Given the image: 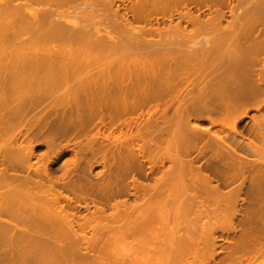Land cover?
Wrapping results in <instances>:
<instances>
[{"label":"rangeland","instance_id":"rangeland-1","mask_svg":"<svg viewBox=\"0 0 264 264\" xmlns=\"http://www.w3.org/2000/svg\"><path fill=\"white\" fill-rule=\"evenodd\" d=\"M1 9L23 18L13 20L12 28L0 35L1 48L26 50L23 78L48 59L44 22L51 31L53 24L73 30L95 23L100 29L88 34L117 42L109 49L95 46L94 57L76 59L83 66L75 71L78 77L86 75L82 80L92 85L76 98L60 99L63 91H35L17 99L0 96V177L51 173L64 200L79 199L78 208L66 209L79 220L75 224L97 216L100 208L108 217L98 218L101 225L121 224L118 217L112 218L113 207L124 201L132 206L143 203L135 200V192L158 191L168 200L198 192L202 198L189 214L182 212V200L158 205L171 207L169 220L180 224L181 234L185 226L191 227L188 242L195 250L182 264H264V255L253 251L264 245V187L254 189L251 175L241 173L239 166L264 161V84L259 86V78L264 80V0H0ZM60 10L70 15H57ZM46 14L48 18L40 20ZM150 32L154 35L146 36ZM126 33L147 43L124 46ZM175 41L179 44H171ZM114 44L119 46L118 58L106 56ZM49 46L62 48L60 41ZM148 52L154 57L142 58ZM6 53L0 50V60ZM161 58L165 63L155 66L149 78L133 79L125 71L112 77L102 73L113 61ZM129 152L134 160L127 162ZM4 153L16 155L4 158ZM189 166L192 172L186 171ZM241 185L244 189L234 204L238 213L215 217L213 212L228 204L219 196ZM213 189L208 196L206 191ZM198 209L205 210L199 219ZM6 221L0 217V225ZM8 224L14 226L12 234L24 232L34 241L27 239L11 249L0 240V264L114 263L92 256L81 245L70 250L62 234L42 236L25 225ZM86 232L92 237L90 229ZM127 250L118 247L112 253L118 257Z\"/></svg>","mask_w":264,"mask_h":264},{"label":"bare ground","instance_id":"bare-ground-1","mask_svg":"<svg viewBox=\"0 0 264 264\" xmlns=\"http://www.w3.org/2000/svg\"><path fill=\"white\" fill-rule=\"evenodd\" d=\"M4 1L7 3L12 2V0ZM39 1L42 0H32V2ZM66 11L60 10L57 15H70L69 12ZM48 14H54V11H50ZM19 15L20 14H17L16 11L11 9L0 10V35L4 30L12 28V25L14 24L13 20H23ZM47 18L48 15L46 14L42 16L40 20L42 19V21H44ZM93 18L94 16L89 19L93 20ZM178 24L181 23L179 22ZM47 25L49 24L46 22L43 23L45 33H43L42 37L43 43L46 46L45 53L48 59H43L41 64L38 62V66L35 65L36 71L31 77H22L24 74L22 58L24 56L23 53H25L26 50L20 48L11 51L7 50L5 46L3 48L0 46V50L3 49L8 52L0 60V96H5V98L14 97L17 99L35 91H40L45 95L60 93L63 91L61 93L63 97L60 98L63 99L64 97L76 98L92 89L91 82L88 79L82 80L86 78V75H80V77H78L79 74L75 72L77 68L79 70L80 65L77 64L76 59L79 57H94L92 50L95 46H103L100 47L101 49L108 48L111 42L116 43L117 41H113L114 38L110 37V41L107 40L102 42L88 34L96 28L100 29L95 23H91L82 29L73 30H68L63 25L55 26V24H53L52 26L55 28L52 31L51 29L53 28L49 29V26L48 30L46 28ZM156 31L158 35L162 34L159 31V28H157ZM153 35L154 33L150 32L146 36ZM55 41H60L62 45V48L56 51L52 50L49 46L50 43ZM146 43V39H133L128 33L125 34V39L123 40L124 46H131L133 44H139L142 46ZM77 44H81L82 47H76L75 45ZM171 44H179V41L171 42ZM111 49H113V52L108 53L106 56L109 55L108 57L118 58L117 54L119 46L114 44ZM14 54H17L20 59H17V56L14 59H8ZM154 55V52H148L144 54L142 58L152 59ZM103 59L104 58L101 60ZM165 60L166 58H161V61H133L130 63H127L126 60L118 62L113 61L109 64L108 68H102V73L104 75L108 74L112 77L113 73L117 75L119 72L121 73V71H125L133 76V79H140L144 76L149 78L148 75L153 71V68L155 66H162L165 63ZM80 66L83 68L82 65ZM91 66L92 65H88L86 71H88ZM228 66L232 67L233 65L230 62ZM5 73L8 75H4ZM41 74L43 76L39 77ZM46 75L48 77H45ZM259 82L261 89V86L264 84L262 77L259 78ZM132 88L133 86L130 89ZM119 153L122 155V152ZM7 155L12 157L16 154L4 153L3 157L5 158ZM124 160L127 162L128 160L133 161L134 158L129 152L125 155ZM239 166L241 173H248L249 176L251 175L253 179L251 184H253L254 189H261L264 187V161H261L258 165L249 166L242 164ZM186 171L192 172L193 167H187ZM44 174L45 175L42 176V173L36 171L33 173L31 172L26 178H20L16 175H2L0 177V217L7 218L6 225H0V240H3L2 244L4 247L15 249L17 244H23L27 239L30 240L31 244L34 241V239L28 238V235L24 232L12 234L14 226L8 224V222H12L25 225L29 230L36 231L42 236L62 234V238L71 243L70 250L74 249L75 246L81 245L84 246V248L86 247V249L88 248L90 252H93L92 256L97 255L100 257H108L114 262L113 264H128L133 261H135L136 264H142L149 263L153 260H162L166 264H182L195 250L188 242V237L191 234V227L185 226V229L183 230L184 233L181 234L180 224H177L176 221L171 222L169 220L171 207L161 209L158 205L164 203L172 206L177 201L181 202L182 200V212L189 214L192 213L193 205L196 204L199 198H202L203 194L195 192L193 195H190L191 193L185 192L184 194L177 195L168 200L166 198L162 199L160 197L161 192L158 191H156L157 193L147 192L146 190H144V192H135V200H142V202L144 201L143 203L137 206H132L128 204L127 201H124L115 204L113 207L115 212L113 213L112 218L118 217L120 219L118 222H121V224L116 226L101 225L102 222L99 221L98 218L102 219L103 217L102 220H104L108 217L105 216L104 209L100 207L97 211V216L92 215L94 216L92 219H87L82 224H75L78 223L79 220L75 219L74 214H68L66 209L71 205H75L76 207L79 206V199L70 200L66 198V200H64L61 196L62 192L60 190V183L51 181L49 178L51 173L49 174V172H45ZM44 176H46L45 178H48L44 179ZM243 187L244 186L241 185L235 190V192L228 193L221 197L219 196L218 199L222 203H228L229 206L227 204L225 207L226 209L221 207L219 210H215L213 215L219 217L229 212L236 215L238 210L234 204L239 198V192L244 189ZM211 191L213 192L215 189L207 190L206 192L208 196L212 194ZM103 204L106 205L104 201ZM198 208H201V205L200 207L198 206ZM195 211L198 213V219L201 215L205 214V210L198 209ZM134 213H137L138 215L136 219H132ZM67 228H70V230ZM87 229L92 231V237H88L86 232ZM176 229L177 231H174ZM223 231L225 232V230L222 229L221 232ZM168 233L171 235L167 237ZM162 237L165 238L161 240ZM118 247L128 248V250L125 251L124 254L115 257V254L113 255L112 252ZM253 251L255 252V256L261 257L264 255V245H260L256 249L254 248ZM213 255L214 254L211 256L213 257ZM93 262L90 264H98Z\"/></svg>","mask_w":264,"mask_h":264}]
</instances>
